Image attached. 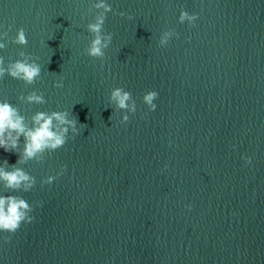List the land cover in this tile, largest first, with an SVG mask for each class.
I'll list each match as a JSON object with an SVG mask.
<instances>
[{"label":"water","instance_id":"water-1","mask_svg":"<svg viewBox=\"0 0 264 264\" xmlns=\"http://www.w3.org/2000/svg\"><path fill=\"white\" fill-rule=\"evenodd\" d=\"M96 2L0 0L5 66L21 51L41 66L32 85L0 79V101L29 123L68 111L84 124L42 162L18 165L35 177L29 192L0 185L34 217L0 232V264H264V0H105L103 60L84 53ZM20 28L26 46L12 42ZM169 29L178 38L159 46ZM116 87L136 102L127 123L109 102ZM32 91L47 102L18 99ZM17 159L0 148V163Z\"/></svg>","mask_w":264,"mask_h":264},{"label":"clouds","instance_id":"clouds-1","mask_svg":"<svg viewBox=\"0 0 264 264\" xmlns=\"http://www.w3.org/2000/svg\"><path fill=\"white\" fill-rule=\"evenodd\" d=\"M94 10L93 22L86 25L92 39L84 53L93 59L103 60L105 49L109 47L112 41V34L106 33L103 27L106 15L112 11V7L105 0H98L89 9L90 12ZM118 14L122 17L125 15L124 12ZM197 18L196 14H189L187 11L181 10L178 22H187L193 26ZM6 36L7 32L0 35V39ZM173 36L178 38L179 34L171 29L164 31L159 39V46H166ZM12 42L20 46L27 45L28 41L23 28L17 30ZM4 48H6V44L0 42V49ZM18 55L20 59L9 62L7 66H5L4 57L0 56V79L7 75L23 81L25 85L34 84L41 75V66L36 62L38 58L23 51L19 52ZM63 86L62 80L53 83L55 88H62ZM157 98L158 93L156 91H148L143 95L142 101L149 111H155L154 100ZM18 99L27 104H45L47 102L44 94L37 91H32L27 96L20 95ZM109 102L117 110L124 113L120 120L121 123L129 121L128 113L135 114L136 112V102L132 94L122 87L111 90ZM78 124L77 118L68 111H38L30 117L29 123L16 106L6 100L0 101V148L5 152L18 153L16 164L9 165L7 160L0 163V185L3 186V189L9 193L29 192L36 183L35 177L18 165H24L32 160L37 163L42 162L45 152H53L66 144L69 132L72 133L73 137L80 134L81 130L77 127ZM79 125L84 126V124ZM21 136L24 138L22 151L19 150ZM243 159L246 165L251 163V157H243ZM64 171L66 168H62L57 176L62 175ZM55 179L54 176H48L41 183L51 184ZM32 211L33 207L21 196L0 195V232L14 234L22 223H32L34 220V217L30 215ZM10 238V235L3 237L5 242H8Z\"/></svg>","mask_w":264,"mask_h":264}]
</instances>
